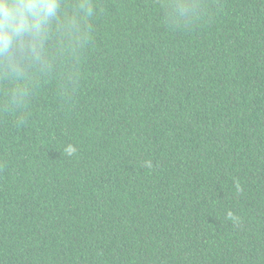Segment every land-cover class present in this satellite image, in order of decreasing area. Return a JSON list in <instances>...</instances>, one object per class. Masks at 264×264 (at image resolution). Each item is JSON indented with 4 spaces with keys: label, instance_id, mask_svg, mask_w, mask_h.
<instances>
[{
    "label": "trees",
    "instance_id": "16d2710c",
    "mask_svg": "<svg viewBox=\"0 0 264 264\" xmlns=\"http://www.w3.org/2000/svg\"><path fill=\"white\" fill-rule=\"evenodd\" d=\"M25 44L0 264H264V0H59Z\"/></svg>",
    "mask_w": 264,
    "mask_h": 264
},
{
    "label": "clouds",
    "instance_id": "9594fccd",
    "mask_svg": "<svg viewBox=\"0 0 264 264\" xmlns=\"http://www.w3.org/2000/svg\"><path fill=\"white\" fill-rule=\"evenodd\" d=\"M58 7L59 0H0V57H7L15 64L13 51L23 50L27 41V47L38 59L46 30ZM80 8L91 12L86 2L81 3Z\"/></svg>",
    "mask_w": 264,
    "mask_h": 264
}]
</instances>
